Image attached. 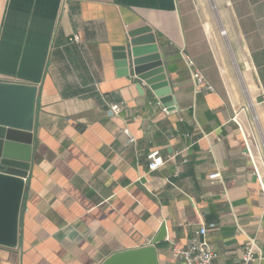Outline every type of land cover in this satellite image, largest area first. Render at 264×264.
Returning a JSON list of instances; mask_svg holds the SVG:
<instances>
[{
	"label": "crops",
	"instance_id": "obj_1",
	"mask_svg": "<svg viewBox=\"0 0 264 264\" xmlns=\"http://www.w3.org/2000/svg\"><path fill=\"white\" fill-rule=\"evenodd\" d=\"M143 26L167 115L114 65ZM186 57L214 92H197ZM0 83L36 88L17 243L0 264H102L162 227L157 264H184L174 250L203 227L212 264H236L248 239L264 264V0H0ZM155 151L164 164L149 172Z\"/></svg>",
	"mask_w": 264,
	"mask_h": 264
},
{
	"label": "water",
	"instance_id": "obj_2",
	"mask_svg": "<svg viewBox=\"0 0 264 264\" xmlns=\"http://www.w3.org/2000/svg\"><path fill=\"white\" fill-rule=\"evenodd\" d=\"M128 41L113 54L120 76L144 83L168 110L173 107L156 38L147 26L130 31ZM36 88L0 83V246L17 243L18 217L30 169ZM165 238L161 228L151 245L116 253L102 264H157L155 245Z\"/></svg>",
	"mask_w": 264,
	"mask_h": 264
},
{
	"label": "built area",
	"instance_id": "obj_3",
	"mask_svg": "<svg viewBox=\"0 0 264 264\" xmlns=\"http://www.w3.org/2000/svg\"><path fill=\"white\" fill-rule=\"evenodd\" d=\"M224 33V32H222ZM77 36H73L69 41H77ZM185 63L189 68L191 78L195 84L197 92H214L213 87L209 84L205 76L195 67L193 61L189 58H185ZM262 104H264V96L262 97ZM156 105L161 109L164 114H168V109L161 106L160 102H156ZM123 111V105L121 103L109 102L107 104L106 115L111 117H118ZM253 123L259 125L256 114L253 115ZM134 139L128 136V143H133ZM148 161V170L153 172L159 169L163 164V159L159 156L158 152H151L146 156ZM219 174L213 173L208 176L211 181L217 180ZM206 228H201L191 239L189 245L184 250H174V254L178 256L184 264H212L217 258L216 252L209 247L205 241ZM258 248L256 242L253 239H248L241 251L240 260L236 264H253L258 259Z\"/></svg>",
	"mask_w": 264,
	"mask_h": 264
},
{
	"label": "rangeland",
	"instance_id": "obj_4",
	"mask_svg": "<svg viewBox=\"0 0 264 264\" xmlns=\"http://www.w3.org/2000/svg\"><path fill=\"white\" fill-rule=\"evenodd\" d=\"M249 110H250V112H251L252 115L255 114L252 109H249ZM257 129H258V131H260V125H257ZM261 146H262V152L264 154V140L261 141Z\"/></svg>",
	"mask_w": 264,
	"mask_h": 264
}]
</instances>
